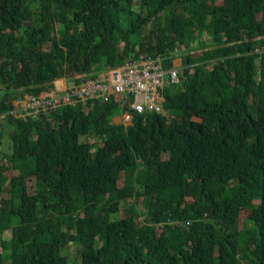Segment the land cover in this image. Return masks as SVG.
<instances>
[{"label": "trees", "instance_id": "16d2710c", "mask_svg": "<svg viewBox=\"0 0 264 264\" xmlns=\"http://www.w3.org/2000/svg\"><path fill=\"white\" fill-rule=\"evenodd\" d=\"M174 52L158 114L12 113ZM3 114L0 264H264V0H0Z\"/></svg>", "mask_w": 264, "mask_h": 264}, {"label": "built area", "instance_id": "2783aa9c", "mask_svg": "<svg viewBox=\"0 0 264 264\" xmlns=\"http://www.w3.org/2000/svg\"><path fill=\"white\" fill-rule=\"evenodd\" d=\"M77 82L60 93L42 94L19 104L25 110L48 107L51 102L74 105L94 100L102 103L118 101L121 108L128 107L137 114L162 111L163 93L158 89L167 84H178V72L174 68L163 69L158 59L143 58L125 63L95 77L78 76ZM180 85V84H179ZM127 113L122 121L128 120Z\"/></svg>", "mask_w": 264, "mask_h": 264}, {"label": "bare ground", "instance_id": "6f19581e", "mask_svg": "<svg viewBox=\"0 0 264 264\" xmlns=\"http://www.w3.org/2000/svg\"><path fill=\"white\" fill-rule=\"evenodd\" d=\"M176 57H179L175 52L173 53V58L175 59ZM157 59V58H156ZM159 60V59H158ZM174 61V60H173ZM161 63V62H160ZM162 66V65H161ZM163 68V67H162ZM171 68H178V67H176V66H174L173 65V67H171ZM182 79H183V76L180 74V75H178V85H179V81H182ZM168 85H170L171 86V84H165V85H163L161 88H164V86L166 87V86H168ZM67 88V87H66ZM65 88V89H66ZM48 94H51V95H53V93H48ZM55 95V94H54ZM29 98H33V99H37L36 97H30V96H25L24 97V99L23 100H21V101H18V102H16L15 104H14V109H13V114L16 116H21V117H33L35 114L34 113H31V112H29V110H25V109H23L22 107H20L19 106V104L20 103H22V102H26ZM164 102V101H163ZM60 103L61 102H59V101H57V102H51L50 103V105L48 106V107H40V108H37L38 110H40V112H45L46 110H48V109H50V108H52V107H56V106H59L60 105ZM163 104V103H162ZM119 108H121V107H119ZM39 113V112H38ZM154 113V112H153ZM157 114L158 113H160V111H158V112H156ZM3 116H4V114L3 115H0V120H4L3 119Z\"/></svg>", "mask_w": 264, "mask_h": 264}, {"label": "crops", "instance_id": "0c3cea01", "mask_svg": "<svg viewBox=\"0 0 264 264\" xmlns=\"http://www.w3.org/2000/svg\"><path fill=\"white\" fill-rule=\"evenodd\" d=\"M175 59L178 62V63L176 62L177 63V66L176 67H181V65H182L181 64V60L180 59H177V58H175ZM53 85H54V90H57V91H63L64 88L66 87V84H65V81L64 80L55 81ZM113 121H114L115 124H117L118 117H114ZM122 124H123V122H122Z\"/></svg>", "mask_w": 264, "mask_h": 264}, {"label": "rangeland", "instance_id": "374dc122", "mask_svg": "<svg viewBox=\"0 0 264 264\" xmlns=\"http://www.w3.org/2000/svg\"><path fill=\"white\" fill-rule=\"evenodd\" d=\"M178 56H179V58H178V57H176V58H177V59H180V60H181V64H182V54L179 53ZM196 56H197L196 54H195V55H192V58H195ZM176 62H177L176 59H174V61H173V65H174V66H177V63H178V62H177V63H176ZM65 88H66V87H65ZM65 88H64V89H65ZM118 123H120V119H119V118H118V122H117V124H118ZM123 124H127V123H124V122H123ZM8 138H9L8 136L5 137V139H8Z\"/></svg>", "mask_w": 264, "mask_h": 264}, {"label": "clouds", "instance_id": "9594fccd", "mask_svg": "<svg viewBox=\"0 0 264 264\" xmlns=\"http://www.w3.org/2000/svg\"><path fill=\"white\" fill-rule=\"evenodd\" d=\"M89 101H91V100H89ZM94 101V100H93ZM87 102V101H86ZM96 102H98V101H96ZM119 119H120V123H122L123 121H122V117H118Z\"/></svg>", "mask_w": 264, "mask_h": 264}]
</instances>
